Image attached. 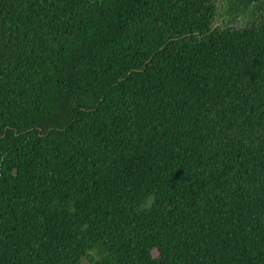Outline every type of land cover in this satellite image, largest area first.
I'll list each match as a JSON object with an SVG mask.
<instances>
[{
    "label": "trees",
    "instance_id": "1",
    "mask_svg": "<svg viewBox=\"0 0 264 264\" xmlns=\"http://www.w3.org/2000/svg\"><path fill=\"white\" fill-rule=\"evenodd\" d=\"M217 15L0 0V264H264V8Z\"/></svg>",
    "mask_w": 264,
    "mask_h": 264
},
{
    "label": "rangeland",
    "instance_id": "2",
    "mask_svg": "<svg viewBox=\"0 0 264 264\" xmlns=\"http://www.w3.org/2000/svg\"><path fill=\"white\" fill-rule=\"evenodd\" d=\"M218 15L214 27L224 25L243 26L254 13L264 8V0H216Z\"/></svg>",
    "mask_w": 264,
    "mask_h": 264
}]
</instances>
